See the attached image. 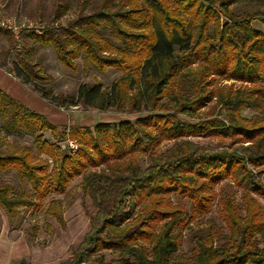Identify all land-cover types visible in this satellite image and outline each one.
Wrapping results in <instances>:
<instances>
[{
    "label": "trees",
    "instance_id": "1",
    "mask_svg": "<svg viewBox=\"0 0 264 264\" xmlns=\"http://www.w3.org/2000/svg\"><path fill=\"white\" fill-rule=\"evenodd\" d=\"M79 1L77 16L66 24L70 5L54 0L48 17L40 13V33L26 29L17 40L0 29L17 49L13 69L59 107L137 117L61 130L0 87V170L15 171L19 179L0 183V206L9 220L24 208L44 210L65 226L62 202L47 198L66 193L81 177L96 213L66 264H264V184L252 170L264 171V29L252 24L264 25V0ZM240 2L255 10L235 12ZM38 46L52 47L70 71L78 70L81 58L86 68L91 62L100 72L121 74L109 88L85 82L77 94H56L40 86L52 78L32 59ZM245 110L257 114L248 118ZM17 128L35 135L40 158L28 145L7 142ZM205 135L230 142L213 148L189 139ZM165 141L174 143L161 152ZM141 155L150 160L147 167ZM214 205L228 232L210 222L207 234H195L191 253L178 259L183 232ZM105 250L119 256L107 260Z\"/></svg>",
    "mask_w": 264,
    "mask_h": 264
},
{
    "label": "rangeland",
    "instance_id": "2",
    "mask_svg": "<svg viewBox=\"0 0 264 264\" xmlns=\"http://www.w3.org/2000/svg\"><path fill=\"white\" fill-rule=\"evenodd\" d=\"M70 5L67 15L62 19V23L74 19L79 10V0H64ZM54 0H0V15L16 16L26 18L32 21L39 28L45 25L41 22V15L44 18L51 14ZM235 12L255 10L254 5L250 3H237L233 6ZM226 19L222 18V24ZM258 29H264V25L260 20H254L252 23ZM37 27V28H38ZM112 39L109 35H105ZM17 49H13L11 42L0 35V87L7 91L13 97L19 99L32 110L45 114L53 123L61 130H69V128L77 125L94 126L100 121H119L122 119H135L136 113L119 112L116 110L99 111L94 108H86L83 106H70L68 108L59 107L49 100L43 98L37 91L33 89L32 84L24 83L23 80L14 71V63L17 60ZM34 61L38 62L43 67L45 75L52 78L49 84L40 83V86L46 85L53 89L58 94H77L78 88L82 83H93L99 81L105 88H109L114 79L121 74L114 69H107L104 72L98 71L93 63H89V67H84L83 60H77L79 68L73 72L65 68L57 60L56 53L52 47L38 46L36 52L32 55ZM233 80H224L223 84H231ZM237 86L240 82L234 83ZM264 85V82L262 83ZM242 114L248 118L257 114V111L245 110ZM222 117H226L223 111ZM186 120H197L191 117H184ZM4 119L0 113V125ZM2 136L6 134L1 131ZM44 139L52 142L53 136L50 131L42 133ZM188 139V138H187ZM193 142L206 145L213 148H219L229 144V140L221 139L214 136H193L189 138ZM2 140V137L0 138ZM68 139L66 144L68 143ZM75 141V140H74ZM7 142L15 145H28L32 147L37 158V146L35 135L23 129L17 128L14 134L7 136ZM173 141H165L160 147V151H166L173 145ZM249 143H245L248 145ZM0 146L4 149V145ZM68 150V149H67ZM66 150V151H67ZM42 157L47 158L46 155ZM141 166L147 167L150 160L146 156L138 158ZM264 168V167H263ZM258 180L264 184V171L259 172L258 168H252ZM264 170V169H263ZM82 178L75 179L64 194H52L47 198V202L54 198L60 200L64 208L65 226L60 225L52 216H46L44 210L33 212L28 209H21V215L15 220L10 221L5 211L0 206V234L10 241H14L12 247V255L16 260L14 264H66L69 257L76 251L86 234L91 230V219L95 216L96 209L90 196L86 195L80 185ZM19 179L15 171L4 172L0 170V183L18 184ZM226 185V189H230ZM176 203H181L185 207H190V202L173 198ZM237 199H240L238 194ZM264 205V200H260ZM214 222L215 226L223 232L228 230L223 229V220L219 214L218 206L214 205L212 212L203 220L195 219L192 221L190 228L183 232V244L181 249L176 253L178 259L187 256L194 248L195 234H207L211 227L210 222ZM220 241L216 242L219 245ZM107 260L117 258L118 252L105 250ZM12 263V264H13Z\"/></svg>",
    "mask_w": 264,
    "mask_h": 264
},
{
    "label": "built area",
    "instance_id": "3",
    "mask_svg": "<svg viewBox=\"0 0 264 264\" xmlns=\"http://www.w3.org/2000/svg\"><path fill=\"white\" fill-rule=\"evenodd\" d=\"M37 27L36 24L26 18L0 15V29L12 32L17 40L20 39L21 33L26 29H36L37 32L40 33V28ZM68 146L71 149L77 148V144L74 140H69Z\"/></svg>",
    "mask_w": 264,
    "mask_h": 264
},
{
    "label": "crops",
    "instance_id": "4",
    "mask_svg": "<svg viewBox=\"0 0 264 264\" xmlns=\"http://www.w3.org/2000/svg\"><path fill=\"white\" fill-rule=\"evenodd\" d=\"M14 241H10L5 238L3 234H0V264H12L15 262L16 257L12 255V247Z\"/></svg>",
    "mask_w": 264,
    "mask_h": 264
}]
</instances>
